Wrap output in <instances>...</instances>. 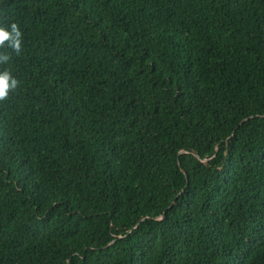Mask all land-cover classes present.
Wrapping results in <instances>:
<instances>
[{
	"label": "trees",
	"instance_id": "1",
	"mask_svg": "<svg viewBox=\"0 0 264 264\" xmlns=\"http://www.w3.org/2000/svg\"><path fill=\"white\" fill-rule=\"evenodd\" d=\"M0 264H264V0H0Z\"/></svg>",
	"mask_w": 264,
	"mask_h": 264
},
{
	"label": "clouds",
	"instance_id": "2",
	"mask_svg": "<svg viewBox=\"0 0 264 264\" xmlns=\"http://www.w3.org/2000/svg\"><path fill=\"white\" fill-rule=\"evenodd\" d=\"M22 32L17 23L10 24L8 27L0 26V48L5 46V42H9L11 49L19 55L21 53ZM10 55L0 53V60L9 61ZM18 87V80L12 76L11 72L5 69L0 72V101L8 98L9 92L14 91Z\"/></svg>",
	"mask_w": 264,
	"mask_h": 264
}]
</instances>
